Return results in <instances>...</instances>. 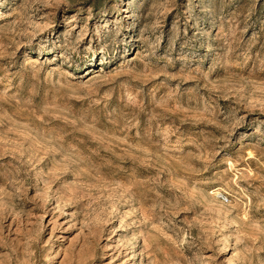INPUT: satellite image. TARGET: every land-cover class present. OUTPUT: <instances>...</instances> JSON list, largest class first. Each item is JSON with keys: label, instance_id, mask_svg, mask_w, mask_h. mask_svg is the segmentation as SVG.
Here are the masks:
<instances>
[{"label": "rangeland", "instance_id": "obj_1", "mask_svg": "<svg viewBox=\"0 0 264 264\" xmlns=\"http://www.w3.org/2000/svg\"><path fill=\"white\" fill-rule=\"evenodd\" d=\"M0 264H264V0H0Z\"/></svg>", "mask_w": 264, "mask_h": 264}, {"label": "built area", "instance_id": "obj_2", "mask_svg": "<svg viewBox=\"0 0 264 264\" xmlns=\"http://www.w3.org/2000/svg\"><path fill=\"white\" fill-rule=\"evenodd\" d=\"M218 194H219V196L222 197V198H225V197H226V196H225L223 193H221V192H219Z\"/></svg>", "mask_w": 264, "mask_h": 264}]
</instances>
